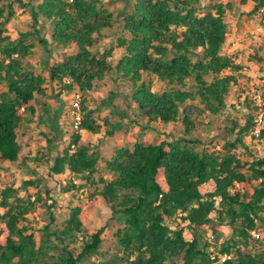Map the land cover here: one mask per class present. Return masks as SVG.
Segmentation results:
<instances>
[{"label": "trees", "instance_id": "1", "mask_svg": "<svg viewBox=\"0 0 264 264\" xmlns=\"http://www.w3.org/2000/svg\"><path fill=\"white\" fill-rule=\"evenodd\" d=\"M14 2L25 7L21 0H0V84L6 87L0 94V161L21 160L20 109L34 117V105L47 95L48 84L58 85L56 97L75 89L86 95L112 70L128 86L136 115L144 117L147 126L181 123L184 131L174 141L136 142L132 149H117L105 163L107 180L90 177L99 165L98 156L75 133L54 159L49 175L68 171L78 180L72 190L83 194L87 186L92 189L90 202L73 207L62 230L49 232L46 226L45 240L37 242L26 224L41 196L17 198V187H4L0 192V264H44L53 249L49 241L73 240L82 232L84 209L101 203L109 208L112 219L117 216L123 223L116 238L124 256L107 264H264V247L260 252L247 250L256 242L262 246L263 234L255 239L251 232L264 226V157L254 155L253 161L246 162L233 152L237 143L246 148L241 133L247 127L239 129L233 141L222 137L225 143L212 152L196 151L198 141L185 138L195 129L185 106L199 103L217 116L241 70L224 54L227 30L223 18L229 6L201 8L199 0H134L123 17L125 36L117 44L122 56L110 68L111 50L100 53L99 43L123 12L116 15L102 0H42L36 6L28 5L32 31L9 36L3 26L13 15ZM41 22L53 25V43L75 49L61 62L50 65L46 61L44 76L26 71L33 49L29 38L49 52L38 29ZM154 79L163 85L158 92L151 90ZM187 82L193 83L194 90H188ZM126 118L121 113L112 122L90 110L83 99L78 130L111 137ZM35 183L25 180L21 187ZM215 222L226 224L231 233L220 241L219 254L211 257L210 244L201 241L205 228ZM105 230L103 226L83 237L79 251L64 245L53 264H80L97 254ZM186 230L192 240L186 238ZM225 255L230 259L221 262Z\"/></svg>", "mask_w": 264, "mask_h": 264}, {"label": "rangeland", "instance_id": "2", "mask_svg": "<svg viewBox=\"0 0 264 264\" xmlns=\"http://www.w3.org/2000/svg\"><path fill=\"white\" fill-rule=\"evenodd\" d=\"M21 1L25 7L14 2L13 15L3 26L5 34L9 36H15L19 32L32 31L28 5L36 6L42 2V0ZM102 1L104 6L116 15L123 12L118 16L113 28L103 33V38L99 43L100 53L111 50L108 64L110 68H114L117 60L122 56V49L118 48L117 44L119 38L125 36L123 17L129 11L134 0ZM242 1L241 4V0H199L201 8L213 4L229 6L223 18L227 30L224 53L231 57L234 64L238 65L241 70L235 74L237 81L231 85L225 106L217 116L211 115L199 103H190L185 106V110L195 126L194 131L185 138L198 141L195 143L196 151L212 152L220 150L226 141L225 138L233 141L238 130L247 127L241 133L242 142L246 148L237 143L233 152H236L241 160L251 162L254 160V155L264 157V136L254 132L256 127L260 130L264 128V6L259 5L264 0ZM261 9L263 11H260ZM38 29L41 37L46 39L49 44V52H45L35 38H29L27 43L33 46V49L26 63V71L29 74L44 76L46 61L50 65L61 62L72 56L75 49L71 46L61 48L52 42L53 25L41 22ZM187 84L188 90H194L192 82H187ZM162 87L161 83L153 80L151 88L153 92L160 91ZM3 90L6 91V87L0 84V94L5 92ZM57 90L56 83L47 85V95L39 97L34 105L36 108L34 117L26 111L21 112L23 121L18 130L21 160L11 164L0 161V192L4 187L14 185L18 188L17 198L26 199L27 194H32L35 197L36 193L41 196L42 201L36 205L31 219L26 224L37 242L45 240L43 232L46 226H49V232L62 230L70 215V210L90 202L89 194L92 189L89 186L83 190V194H80L71 189L72 186H75L72 184L74 177L55 178L54 175H49L54 159L61 154L75 133H79L82 143L98 156L99 165L96 172L90 177L94 180L99 177L107 180L109 175L105 171V163L117 149L123 147L132 149L136 142L148 145L165 140L174 141L181 138L184 131L181 123L163 125L155 122L147 126V120L136 115V108L130 101L128 86L122 83L120 77L113 70L110 71L106 79L97 84L93 92L86 95H82L75 89L70 92H62L56 97ZM254 93L261 95L262 105L255 103ZM83 99L85 106L90 110L106 116L112 122L118 121L121 113L126 114L127 118L123 120L121 129L111 137L76 130L74 126L78 117L80 120ZM102 102L111 108L105 107ZM260 119L261 122H259ZM235 125L237 127L234 134H231ZM25 180L35 181V186L22 188V183ZM82 182L84 181L82 180ZM80 195L83 197L80 198ZM81 220L83 222L82 232L77 234L73 240L68 239L63 244L54 238L49 241L48 246L53 249L46 255L44 264H53L55 257L61 253L64 245L79 251L82 238L91 236L103 226H106V230L101 237L99 252L85 258L80 264H107L109 261H119V258H123V249L116 238L123 223L117 216L111 218L107 206L101 203L98 207H86L81 215ZM256 231L263 234L260 239L262 246L257 242L253 243L255 248L251 245L247 249L251 252H260L264 247V226H259ZM205 232L201 243L208 242L210 244L208 253L211 257L218 255L220 241L226 240L230 236L229 227L226 224L221 225L215 222L206 227ZM185 236L188 240H192L190 231L186 230Z\"/></svg>", "mask_w": 264, "mask_h": 264}, {"label": "built area", "instance_id": "3", "mask_svg": "<svg viewBox=\"0 0 264 264\" xmlns=\"http://www.w3.org/2000/svg\"><path fill=\"white\" fill-rule=\"evenodd\" d=\"M260 11H263V9H261ZM253 99H254V101H255V103L257 104V105H262L263 104V102H262V98H261V95L260 94H258V93H256V94H254V96H253ZM24 111V109L23 108H21L20 109V112H23ZM79 117L77 118V122L75 123V126H74V128L76 129V130H78V123H79ZM262 120L260 119L259 120V122H261ZM254 132H255V134H260V129L258 128V127H256L255 128V130H254ZM76 183H77V179H75V178H72V184L73 185H76ZM235 188L236 189H238V190H240V186L238 185V184H235ZM83 196L82 195H80V198H82ZM251 235L255 238V239H259V237H260V234L255 230V231H252L251 232ZM264 249V248H263ZM225 259H230V257L229 256H221L220 257V261L222 262V261H225Z\"/></svg>", "mask_w": 264, "mask_h": 264}, {"label": "crops", "instance_id": "4", "mask_svg": "<svg viewBox=\"0 0 264 264\" xmlns=\"http://www.w3.org/2000/svg\"><path fill=\"white\" fill-rule=\"evenodd\" d=\"M224 54H225V53H224ZM3 91H5V90H3ZM81 132H84V131H81ZM20 154H21V153H20ZM3 162H4V161H3ZM5 163L11 164V163H9V162H5ZM61 176H63V177H64V176H66V177H67V176H68V177H73L68 171H66L64 175H63V174H62V175H54L55 178H56V177H61Z\"/></svg>", "mask_w": 264, "mask_h": 264}]
</instances>
